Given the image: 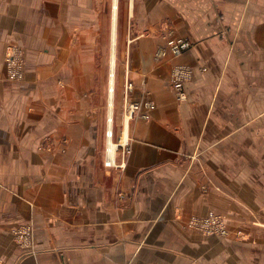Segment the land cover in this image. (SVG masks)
I'll return each mask as SVG.
<instances>
[{
  "label": "crops",
  "instance_id": "crops-1",
  "mask_svg": "<svg viewBox=\"0 0 264 264\" xmlns=\"http://www.w3.org/2000/svg\"><path fill=\"white\" fill-rule=\"evenodd\" d=\"M119 1L0 0V264H264V0Z\"/></svg>",
  "mask_w": 264,
  "mask_h": 264
},
{
  "label": "built area",
  "instance_id": "built-area-1",
  "mask_svg": "<svg viewBox=\"0 0 264 264\" xmlns=\"http://www.w3.org/2000/svg\"><path fill=\"white\" fill-rule=\"evenodd\" d=\"M191 47V44L184 40V39H172L169 42L168 52L171 56H178L188 50ZM162 55V53H160ZM5 65L6 69L9 72V75L14 80H20L23 77V64H22V52L17 48H9L5 55ZM182 70H178L173 73L170 85L178 93V100H183L182 96ZM131 89L130 86L126 87V91ZM129 108V116L128 118H134V116H138L142 119H147V114L141 112V105L130 103L128 102ZM152 105L150 103L144 104L145 110H150ZM107 153H109L107 151ZM108 156V155H107ZM109 160L106 163L108 166L111 165V158L108 156ZM114 160V157L112 158ZM198 229L201 230L203 233L208 235H219L223 236L226 235L225 226L223 220L214 214H209L204 219L198 222ZM29 229H26L25 232L20 233L19 237L21 239L25 238L28 235Z\"/></svg>",
  "mask_w": 264,
  "mask_h": 264
},
{
  "label": "rangeland",
  "instance_id": "rangeland-1",
  "mask_svg": "<svg viewBox=\"0 0 264 264\" xmlns=\"http://www.w3.org/2000/svg\"><path fill=\"white\" fill-rule=\"evenodd\" d=\"M119 8H120L119 13L121 14V11H122V1L121 0L119 1ZM7 50H6V52H7ZM6 52H5V55H6ZM4 58H5V56H4ZM22 58H23V55H22ZM3 64H4V67L6 68L5 59L3 60ZM22 64H23V62H22ZM128 105H129L128 102H125V108H123L124 106H121V111L116 112L117 98L114 102V112H113V117L111 118V125H112L111 129L112 130H109L110 132H107L108 134L106 133L105 137L108 139V141L112 142L116 147H117V145H119L121 143V142L119 143V141L122 138V133L124 130V122H125V119L128 118V116H129V108H128L129 106ZM134 117H136V115ZM129 120H130V118H128V121ZM105 149L107 150V148H105ZM115 150H116V148H115ZM107 155L109 156V153H107ZM224 226H225V232L227 234L228 231H227L225 223H224ZM23 232H25V231H23Z\"/></svg>",
  "mask_w": 264,
  "mask_h": 264
},
{
  "label": "bare ground",
  "instance_id": "bare-ground-1",
  "mask_svg": "<svg viewBox=\"0 0 264 264\" xmlns=\"http://www.w3.org/2000/svg\"><path fill=\"white\" fill-rule=\"evenodd\" d=\"M127 120H128V118H126L125 119V122H124L125 130H124L123 137H122V140H121L123 142L126 140V129H127L126 125H127ZM115 147L116 146L114 144H112V143H110L109 146H108L109 156H110L111 160H113L112 158L114 157ZM111 164H112V162H111Z\"/></svg>",
  "mask_w": 264,
  "mask_h": 264
}]
</instances>
